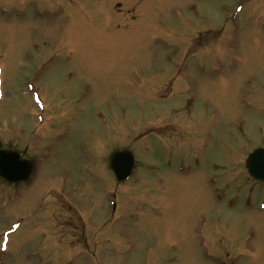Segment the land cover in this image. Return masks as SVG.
Instances as JSON below:
<instances>
[{
	"label": "rangeland",
	"instance_id": "rangeland-1",
	"mask_svg": "<svg viewBox=\"0 0 264 264\" xmlns=\"http://www.w3.org/2000/svg\"><path fill=\"white\" fill-rule=\"evenodd\" d=\"M0 147V264H264V0H0Z\"/></svg>",
	"mask_w": 264,
	"mask_h": 264
},
{
	"label": "water",
	"instance_id": "water-1",
	"mask_svg": "<svg viewBox=\"0 0 264 264\" xmlns=\"http://www.w3.org/2000/svg\"><path fill=\"white\" fill-rule=\"evenodd\" d=\"M133 166L134 158L128 151L116 152L111 157V168L119 181L130 175ZM246 168L255 179L264 181V149H256L249 154ZM31 172V162L22 160L19 153L0 150V176L10 182H21L27 180Z\"/></svg>",
	"mask_w": 264,
	"mask_h": 264
}]
</instances>
